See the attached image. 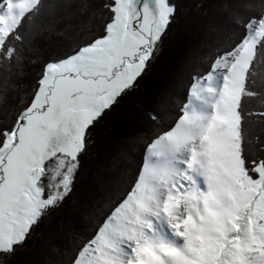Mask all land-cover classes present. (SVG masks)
<instances>
[{
    "label": "snow or ice",
    "instance_id": "obj_1",
    "mask_svg": "<svg viewBox=\"0 0 264 264\" xmlns=\"http://www.w3.org/2000/svg\"><path fill=\"white\" fill-rule=\"evenodd\" d=\"M184 4L0 0V264L53 216L71 242L51 240L38 264H264V138L246 128L264 109L245 110L262 95L264 0H213L204 66L184 60L180 91L148 86ZM117 112L130 128L120 179L76 202L83 158Z\"/></svg>",
    "mask_w": 264,
    "mask_h": 264
},
{
    "label": "trees",
    "instance_id": "obj_2",
    "mask_svg": "<svg viewBox=\"0 0 264 264\" xmlns=\"http://www.w3.org/2000/svg\"><path fill=\"white\" fill-rule=\"evenodd\" d=\"M200 3L201 0H185L181 25L178 29H174L171 37L166 41V54L154 65L148 77H146L148 86L163 80H175L177 88L181 86L180 81L185 74L183 58L187 54L189 46L197 47L192 53L194 56H203L206 51V56L209 55L207 45L202 43V33L211 19L213 0H203V7L199 6ZM52 44V41H48L41 52L46 54L51 50L50 45ZM33 71L28 69L27 79L29 82L32 79ZM263 71L264 63H258L255 69L254 85L256 87L257 81V91L262 93L261 96L257 97L260 104H262L261 107L264 106V98L261 99L262 96L264 97V87L261 86L262 77V83L264 82ZM249 103V99H246L245 105ZM254 121V129H251L249 136H252L251 139L253 140L256 136L264 138V121L258 118H254ZM129 132L130 128L124 122V117L120 112H117L96 133L93 137L94 142L89 145L88 153L82 161L80 175L73 192L72 198L74 201L94 203L95 199L104 194L106 190H112L116 186L121 176L117 172L119 168L121 169L120 156L124 150ZM114 174L118 175L115 176ZM63 220V216H53L46 221L43 231L38 233L34 240H30L26 249L18 255L17 264H38L46 253L48 243L53 239L60 243H70L71 241L65 236L61 227V221ZM85 225L81 226V231H84L83 228L87 227Z\"/></svg>",
    "mask_w": 264,
    "mask_h": 264
},
{
    "label": "rangeland",
    "instance_id": "obj_3",
    "mask_svg": "<svg viewBox=\"0 0 264 264\" xmlns=\"http://www.w3.org/2000/svg\"><path fill=\"white\" fill-rule=\"evenodd\" d=\"M196 48L197 47H191V46H189V48H188V52H187V54L184 56V58H183V62H184V60L185 59H188V60H190V61H192V64H193V66L195 67V68H197V67H199L198 68V70L201 68V67H203L204 66V63L206 62L205 61V58L207 57L206 56V52L204 53V55L203 56H198V55H192V53L196 50ZM259 68V67H258ZM262 73H264V71L262 72ZM262 79H263V77H262ZM261 79V86H262V88L264 87V82L262 83V80ZM254 88H255V90H257V88H258V84H257V81H256V87H255V85L253 86ZM180 90H182V85L181 86H179L178 88H177V91H180ZM262 98H264L263 96L261 97V99ZM249 104L248 105H245V110L246 111H255V112H258L259 110H261L264 106H262L261 107V105L262 104H260V102L258 101V99H257V97L256 98H252V99H249ZM254 118L253 119H251V120H249L248 121V125H247V127H248V137H249V139H251V137L252 136H249V134L251 133V129H254ZM113 168V167H112ZM121 171H122V169H120L119 168V171H117L118 172V174H121ZM118 174H114L115 176H117ZM104 195H105V193L104 194H102V195H100L99 197H97V199H95V201H94V203H99L100 202V200L104 197ZM99 198V199H98ZM87 225H85V227H86ZM87 228V227H86ZM85 228V229H86ZM84 228H83V230H85Z\"/></svg>",
    "mask_w": 264,
    "mask_h": 264
}]
</instances>
